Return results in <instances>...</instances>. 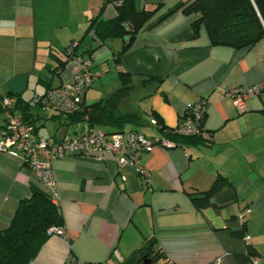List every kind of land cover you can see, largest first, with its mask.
I'll list each match as a JSON object with an SVG mask.
<instances>
[{
	"label": "crops",
	"instance_id": "crops-1",
	"mask_svg": "<svg viewBox=\"0 0 264 264\" xmlns=\"http://www.w3.org/2000/svg\"><path fill=\"white\" fill-rule=\"evenodd\" d=\"M185 1L137 0L139 10L158 9L118 62L114 57L125 39L107 40L93 50L95 79L83 104L109 99L121 87L120 75L128 74L132 88L118 114H138L141 120L122 132L163 138L152 120L174 129L189 105L204 98L203 141L180 139L171 148H151L142 155L145 176L131 167L119 171L111 155L102 162L55 161L64 237H49L29 264H124L149 241L167 263L216 264L220 258V264H237L236 256L251 247L258 254L253 264H264V90L248 98L243 111L224 93L264 85V38L251 48L212 46L203 26L194 37L198 15L182 13ZM102 4L0 0V101L18 95L16 110L22 114L33 97L70 84L78 64L66 49L77 44L84 59L97 45L85 30ZM116 14V6L106 4L101 19ZM30 114L34 134L51 141L88 128L86 121ZM4 127L0 111V142ZM217 179L225 185L211 197L214 207L197 209L191 195L202 197ZM33 188L39 186L32 172L0 152V231ZM233 231H243V237L234 238Z\"/></svg>",
	"mask_w": 264,
	"mask_h": 264
},
{
	"label": "trees",
	"instance_id": "trees-1",
	"mask_svg": "<svg viewBox=\"0 0 264 264\" xmlns=\"http://www.w3.org/2000/svg\"><path fill=\"white\" fill-rule=\"evenodd\" d=\"M136 2L137 0H103L99 14L90 19L85 30V36L92 34L91 37L97 45L86 51V57L83 59L84 53L79 52L77 44L71 43L66 49L69 60L80 59L92 63L93 50L101 47L107 40L121 38L125 39L124 45L114 57V61L118 62L140 29L158 9L156 7L151 11L139 10ZM106 4H114L117 14L112 19L103 21L101 11ZM181 8L185 15H198V19L192 25L194 37L197 36L199 27L203 26L212 46H226L234 49L251 48L264 38V0H186ZM71 45L75 46L69 51ZM130 81L131 78L128 74H121V87L109 99L99 100L88 106L83 104L79 111L65 117L74 123L86 121L87 129L96 126L112 129L113 131H105L108 134L122 132L127 124L137 125L141 120L138 114H118L120 102L132 88ZM15 96L20 101L19 96ZM31 110L26 104L24 112H22L24 122L29 125H31L28 122ZM93 116L100 117L99 122L92 121L91 117ZM204 118L205 115L201 123L202 128ZM156 128L163 134V138L160 139L171 142L173 147L180 139L203 141V135L182 137L172 133L171 131L174 129H165L159 127L158 124ZM224 185V180L217 179L211 189L202 197L191 195L194 206L199 210L214 207L210 199ZM53 226L62 227L58 206L52 204L41 190L33 188L30 198L19 203L10 225L0 231V264H29L50 237L47 231ZM231 235L234 238H242L243 231H233ZM153 244V241H149L124 264H172L163 261L165 259L163 254L159 249H153ZM257 256V252L248 247L244 254L236 256L237 264H253L252 260Z\"/></svg>",
	"mask_w": 264,
	"mask_h": 264
},
{
	"label": "built area",
	"instance_id": "built-area-1",
	"mask_svg": "<svg viewBox=\"0 0 264 264\" xmlns=\"http://www.w3.org/2000/svg\"><path fill=\"white\" fill-rule=\"evenodd\" d=\"M74 46L71 45L69 51ZM76 62L78 70L70 84L49 89L43 95L33 97L28 101V107L43 115L69 116L79 111L95 76L91 73L90 61L76 59ZM263 90L264 85H259L232 88L224 93L235 108L243 111L244 102ZM17 104L18 97L15 95L4 96L0 101V111L5 121L0 152L21 161L32 172L39 189L56 206H59L60 198L53 170L55 161L83 157L102 162L106 155H111L119 171L131 167L137 174L145 176L142 155L153 147L161 149L173 147V144L165 139L147 138L136 131L108 134L96 127L66 136L61 140L51 141L34 134V128L25 123L22 114L17 112ZM207 107L208 101L203 98L189 105L179 125L171 132L182 137L204 135L201 123ZM151 125L157 127L156 121L152 120ZM47 234L50 237H64L62 227H50ZM215 262L220 264L221 259Z\"/></svg>",
	"mask_w": 264,
	"mask_h": 264
},
{
	"label": "water",
	"instance_id": "water-1",
	"mask_svg": "<svg viewBox=\"0 0 264 264\" xmlns=\"http://www.w3.org/2000/svg\"><path fill=\"white\" fill-rule=\"evenodd\" d=\"M93 119H96V117H92Z\"/></svg>",
	"mask_w": 264,
	"mask_h": 264
}]
</instances>
